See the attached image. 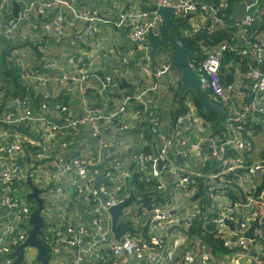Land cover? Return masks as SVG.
I'll list each match as a JSON object with an SVG mask.
<instances>
[{
  "label": "built area",
  "instance_id": "1",
  "mask_svg": "<svg viewBox=\"0 0 264 264\" xmlns=\"http://www.w3.org/2000/svg\"><path fill=\"white\" fill-rule=\"evenodd\" d=\"M22 0H0V8L4 16L0 18V26L4 36L13 42L23 39L16 34L35 33L38 30L43 36L60 42L67 37L69 20L67 13H71L74 20L83 23L84 28L75 32L73 39L84 42L95 37L100 32L102 22L112 24L116 32L125 33V38L130 46L121 58L123 63H128L131 56L139 53L138 63L144 74L147 87L138 92L134 97L126 96L120 108L106 115L100 108H88L87 94L82 84L88 77V65L91 60L78 54L73 61L74 68L64 66L58 57H50L42 51V62L45 71H60L62 76L58 79L64 88L76 84V90L81 94L80 103L84 106L82 119L77 120L74 107L70 105L59 106L58 113L63 120L60 125L51 114L50 100L55 96L51 88L53 80L44 74L31 71L32 57L29 48H18L15 58L22 66L21 76L24 80L37 83L44 98L40 101L38 112L31 107L29 99L20 96L3 98V84L0 81V125L8 129L0 133V209L15 214L13 219L24 225L31 218L30 208L14 193L15 188L26 183L33 170L47 162L54 168L53 179L55 182L66 180L73 172L76 176L73 185L82 195L84 201L93 202L91 211V225L69 223L66 228L58 232L57 238L49 242L52 248L50 264H58L53 258L62 250H69L71 261L69 264H85L86 258L106 264H213L219 256L229 260V264H264V187L259 188L253 177L256 172H264V159L257 161L252 166H246L244 152L248 150V143L242 137L240 128L246 124L251 115L259 114L264 117V106L261 99L264 97V71L258 67L264 58V39H260L253 29L256 16L254 9L248 6L245 14L236 19L235 33L230 42H222L210 49L200 59L191 60V65L197 70L200 83L204 91L209 92L211 99L225 105L227 114L223 122L227 135L223 138L204 130L206 126L203 119L197 115L193 105L187 111L175 117L173 129L169 133L162 130L158 122L152 126V134L161 142L160 150L155 155L145 154L140 151L135 155L137 167L148 176L162 178L166 169L175 177L172 203L163 209L156 206L150 214V228L153 234L147 238H133V233H127L120 240H116L111 229L112 216L110 208L121 200L116 198L120 191V184L115 187L112 195L103 198L94 186L98 175L113 180L110 169H101L99 157L89 153L69 156L68 143L63 141L66 130L88 126L90 134L98 141V150L102 153L108 147L103 136L104 122L113 120L122 131L128 129L122 114L127 110L131 100L143 101L147 92L156 91L162 86L164 76L171 74L172 60L170 55H162L163 61L153 66L150 58L149 34L159 36L164 25L160 8H169L174 12V18L187 21V26H182V36L188 37L201 29L213 32L219 25H224L219 17V12L228 6V0H219V3L204 0H145L146 9H123L118 16L104 19L99 12L86 8L82 4L86 0H31L27 7L18 11V17L13 15V4H21ZM153 7V8H152ZM37 40H40L38 38ZM232 49L239 54L254 58L248 71L251 80V102L245 105L242 111H236L230 102V94L236 86H226L222 82L221 61L226 50ZM170 58V59H169ZM69 69V70H68ZM116 70V66L112 65ZM110 82L111 76L106 77ZM172 84H166L169 91ZM82 92V93H81ZM87 93V92H86ZM133 98V99H132ZM135 118L141 116L139 111L133 112ZM26 122L31 126V134H26L16 127ZM187 128H192L196 135L191 137L185 134ZM204 132V134H202ZM37 147L38 152L33 156L31 168L24 166L22 158L28 156V148ZM233 149L236 156L228 155V150ZM171 152L185 157H196L200 162L216 160L220 171L204 175L207 181L204 193L199 194L197 186L190 190H183L192 182L191 175H200L191 163L185 171L179 167ZM112 156L107 153L106 159ZM163 162L159 168V162ZM110 167L121 170L120 162L113 158ZM149 166L151 169L146 170ZM245 169L234 179V184L226 182L222 174ZM244 175V176H242ZM230 187V189H225ZM101 189V188H100ZM160 190L167 191L165 182L159 185ZM235 190L236 199L228 200L230 190ZM105 193L104 188L101 189ZM228 193V194H227ZM185 195L189 203L182 205ZM198 195L195 200L194 196ZM202 226V234L206 233L207 224L213 229L214 239L221 241L227 250L221 254L208 251L206 243L197 235L192 234L195 224ZM260 223H262L261 228ZM176 226L175 229H170ZM2 229L1 231H3ZM0 231V264H13L16 257L8 255V248L4 245L5 237ZM28 234H20L19 238L13 237L11 245L20 246ZM221 259V261H222ZM26 260V256L25 259ZM133 260V261H132ZM31 260L28 258V262ZM37 264H41L38 263ZM221 264V262H220Z\"/></svg>",
  "mask_w": 264,
  "mask_h": 264
},
{
  "label": "crops",
  "instance_id": "2",
  "mask_svg": "<svg viewBox=\"0 0 264 264\" xmlns=\"http://www.w3.org/2000/svg\"><path fill=\"white\" fill-rule=\"evenodd\" d=\"M31 0H22L21 1V8H25L28 6ZM86 8H92L99 12L100 16L104 19H112L114 20L118 14L124 9H139L141 8V0H113L110 3L109 0H86L82 4ZM254 13L257 10H253ZM1 8H0V18H1ZM256 16V13H255ZM67 17L69 20L68 28H67V37L63 38L60 42H56L51 40V42L46 43L42 39L41 41L37 42V44H44L40 49L46 53L58 55L62 58L63 62L70 67V69L74 68L73 61L75 58V54L84 55L86 58L91 60L90 65H88V73L91 71H101L103 76H106L108 71L111 69L112 65L116 66V70L114 71V76H124L125 72L122 70V60L121 58L125 56L126 52L125 49L130 47L124 37V34L121 32H116L115 28L112 24L102 22L100 24V32L93 38H89L84 42H76L73 39V35L75 32L80 31L84 28L83 23H79L74 20L71 13H67ZM257 17V16H256ZM37 35L39 38L43 36L40 31ZM260 39H264V32L258 33L257 35ZM69 70V69H68ZM143 74V73H142ZM62 76L61 72L56 71V75L53 77V81L55 83L54 90H55V97L53 98V107L54 109L51 110V114L56 122L60 125L63 124V120L60 118L58 113L59 106L63 105H70L71 103H75L77 108L76 110L81 111V106L77 100L78 90L76 91H65L59 82L58 79ZM93 76L91 80L87 83L92 84L95 88H100V81L103 84L102 80L96 75H89ZM241 81L238 80V86H236L234 92L231 94L230 102L234 105L236 111H242L245 108L246 104V97H250L251 93V80L248 77V73L241 75ZM106 78V77H105ZM177 78V77H175ZM139 79H143L144 75H138L135 80H130L128 82L130 87L128 89L132 90V93L135 96L139 91H142L146 88L145 86H141ZM169 76H164L162 80V86H160L156 91H151L152 93L147 92L144 97L143 101H150L147 102L149 110L154 119H158V123L162 130L166 133H169L171 125L173 126L176 115V109L173 107V95L172 92L166 91V84H168ZM239 79V78H238ZM122 80V79H121ZM121 82V81H120ZM145 82V81H144ZM143 82V83H144ZM240 82V83H239ZM117 83L114 87L115 89L118 88ZM246 89L248 93L244 94L241 89ZM104 89V85L102 87V91ZM168 95V96H167ZM167 96V97H165ZM66 98L67 101L63 103V99ZM166 99V102L164 101ZM135 100V99H134ZM137 102H141L139 100H135ZM120 103V101H119ZM261 104L264 106V97L261 99ZM75 106V107H76ZM84 109V107L82 106ZM128 109V108H127ZM56 110V111H55ZM166 111L173 112V117H171L166 113ZM76 115H82L81 112L76 113ZM158 115V116H157ZM124 118V122L128 124V129L126 131H122L118 124L115 121H105L104 122V130L103 136L105 137L108 147L104 148L103 152L101 153L98 150V141L96 138L92 137L90 134V130L88 126H82L78 128H69L66 130V133L63 137V141L68 143V152L67 154L70 156H76L80 153L86 154L89 153L90 155L93 154L94 157L101 159L100 160V167L101 169H105L107 166H110V160L113 161V158L117 159L120 162L121 170L115 172V181H119L123 178L129 177L132 178L135 169L132 171L129 170V166L133 161H135V154L133 151L137 150L138 152L142 151V149L150 145L151 142H157L158 148L161 147V142L156 139V137L152 134V139L148 137L144 138L142 132L132 133L129 132L133 129H137V125L135 122L128 121L126 116H122ZM135 118V117H134ZM136 119V118H135ZM127 120V121H126ZM147 120L145 115H141L138 118V122H144ZM152 121V120H151ZM152 128V127H151ZM76 129V130H75ZM8 131V129L4 126H0V133ZM152 132V131H151ZM240 133L242 137L248 143V150L244 152L243 156L245 159L246 166H252L257 161L264 159V117L255 114L251 115L248 122L246 124H242L240 128ZM3 141V138H0ZM152 150H155V146L152 147ZM157 150V149H156ZM235 151V150H234ZM111 152L112 156L109 159H106L107 153ZM34 155L31 154V151L28 150V156L23 157L22 162L24 166L32 164L34 159ZM181 157V156H180ZM179 156L177 164L180 168L185 169L189 167V164H180ZM137 166V165H136ZM31 168V167H28ZM139 170V168L137 167ZM38 170V171H37ZM36 173H41V176H38L37 179H34ZM33 183H39V179L42 178L40 188L43 189V192L40 194L41 197L44 199V203L46 201L47 195L52 198V204L54 208L50 210L49 218L46 219V223H51V227L54 229L66 228L69 223H76V224H89L91 223V211L93 205L88 201L85 202L84 198L81 194L78 193L76 188L73 185L74 178H76L75 174L72 172L70 176L58 183L55 182L53 179L54 168H52L47 162L41 163L37 169L33 170ZM244 176V175H242ZM245 177V176H244ZM253 177L257 181L259 188L262 186L264 182V172H256L253 174ZM114 179L111 181L115 182ZM159 180H166V178L162 177ZM110 179H106L101 183L100 188H104L105 196H109L113 194L114 189H110L107 186V182ZM36 185V184H35ZM263 188V187H262ZM193 200H195L193 198ZM228 200H232L231 197ZM189 199L183 195L182 197V205H186L189 203ZM167 204L166 206H169ZM139 212V208H138ZM148 211H143V214H146ZM12 213H8V211L0 209V223L5 222L2 227H5L7 224L13 220ZM138 221V220H137ZM139 225H134V231H132L133 235L136 232H141V235L151 236L153 233H149V228L147 233L143 230V226L140 222ZM145 224V223H143ZM262 223H260V228ZM150 227V222H149ZM1 228V227H0ZM137 230V231H136ZM136 231V232H135ZM15 233L16 230L11 231ZM115 237V236H114ZM116 239V238H115ZM222 244V243H221ZM208 247V246H207ZM208 251H212L214 254H223L222 251H213L212 248H207ZM70 251L65 249L58 253L55 257L57 259L58 264H69L71 261ZM223 256V255H222ZM222 256L218 257L219 264H229V260L225 258H221ZM33 258V257H32ZM34 259V258H33ZM222 259V261H221ZM96 261V260H95ZM94 259L86 258V264H91L95 262ZM133 261V260H132ZM100 263V262H99ZM109 264V263H106ZM142 264H144L142 262Z\"/></svg>",
  "mask_w": 264,
  "mask_h": 264
},
{
  "label": "trees",
  "instance_id": "3",
  "mask_svg": "<svg viewBox=\"0 0 264 264\" xmlns=\"http://www.w3.org/2000/svg\"><path fill=\"white\" fill-rule=\"evenodd\" d=\"M208 2H214L216 4L219 3V0H204ZM244 0H228V6L221 10L219 12V17L223 20L224 25H219L213 32L209 33L207 29H201L191 36L185 37L182 36L180 28L182 26H187V21L183 19H177L176 21L181 22L182 25L179 28H176L173 30V33L183 39H191V47L196 51L198 56L196 57L195 60L200 59L202 56L205 55L206 50L205 49H210L213 46L222 43V42H230L232 37L234 36L235 33V26L234 23L236 21L235 18V12L237 10V6L239 3H241ZM141 9H146L147 4L145 0H141ZM153 8V7H152ZM256 13V21L254 24L253 29L256 30L255 34L262 33L264 32V0H256L255 4L251 7ZM2 31V29H1ZM123 33L122 31H120ZM124 37H125V33ZM45 41L46 43H50L51 40L47 36H40V41L41 40ZM31 45V46H30ZM44 44H33L28 41H16L13 42L12 40L8 39L7 37L0 36V80L2 81L3 84V98L8 99L13 96H20L22 98L29 99L31 102V107L38 112V108L40 106V101L44 98L43 94L37 90V83L36 82H30L26 81L22 78L21 73H22V66L21 64L17 61L16 58H13L12 52L16 51L18 48H30L32 49L31 51V56L28 59V62L31 63L32 68L30 69L31 71H36L40 72L45 75L47 78H53L56 75V72L51 73L45 71L43 67V62L42 60V50L40 49ZM127 47L126 49H128ZM170 48V47H169ZM125 49V50H126ZM166 50L168 48L161 49L160 52L158 53V57L161 55L166 54ZM173 53L170 55L172 56ZM140 54L136 53L134 56H131L128 63H123V71L125 72L124 76H114V71L111 67V69L108 71L105 77L111 76L112 80L109 82L112 87H115L117 83H120L123 79H125L127 82H130V80H135L138 75H144L142 74V69L140 67V64L138 63V58ZM166 56V55H165ZM253 60L252 58L245 57L241 54H239L238 51L228 49L224 53L223 59L221 61V74H222V82L224 85L229 86V85H237L238 86V80L241 79V75H244L245 73L247 74L250 66L252 65ZM258 67L264 71V58L260 64H258ZM59 72V71H58ZM169 76V83L172 84V87L170 89L173 95V107L176 109V115L181 114L185 111L188 110L189 107L195 106L197 109V115L201 117L205 123L204 130L207 131V133L214 134L216 136L220 137H225L227 135V130L224 126L219 127L217 124V113L212 112L208 113L200 103L199 99L196 97L195 93L192 90H189L187 93H185L181 98H178V93L181 85L180 81V76H181V71L172 62V70L171 74ZM177 77V78H175ZM93 78V76H89L86 78V81L82 84V87L85 89L87 92V98L89 101L90 108H101L106 115H109L112 112L117 111L123 100L125 99L126 96H131L134 97L132 90L127 88L124 89H112L107 95L102 94V87L104 84L101 83L100 81V88H95L92 84H89V82ZM239 78V79H238ZM107 79V78H106ZM122 79V80H121ZM145 81V79H144ZM143 79H139L140 85L147 87L146 82H144ZM144 82V83H143ZM242 83L243 81L240 80ZM239 82V83H240ZM71 86L65 87V91H76V84H70ZM244 94L248 93L246 89H241ZM55 91V90H54ZM140 92V91H139ZM206 94L209 96V92L205 91ZM152 93V92H149ZM232 94V93H231ZM230 94V96H231ZM168 96V95H167ZM165 96V97H167ZM55 97V96H54ZM53 97V98H54ZM53 98L49 102V106L51 108L53 107ZM133 99V98H132ZM120 101V103H119ZM166 102V99L164 100ZM246 104L248 105L251 102V93L250 97H246L245 99ZM147 102L150 101H141L137 102L135 100H131L130 104L128 105V109L125 110V112L122 114V116H126L128 118V121L135 122L137 125V129H133L129 132L132 133H138L142 132L144 138L148 137L149 139H152V126L154 125V122H158V119H152L153 116L151 114V111L149 110V107L147 105ZM139 111L141 115H145L147 120L144 122H138V118H134L133 112ZM171 117H173V112L171 111H166V113ZM158 116V115H157ZM152 120V121H151ZM127 121V120H126ZM1 124V123H0ZM160 124V123H159ZM1 126V125H0ZM31 126L32 125H27L26 122L23 124L14 126L18 130L26 133V134H31ZM171 128L173 129V126L171 125ZM171 128L169 131H171ZM185 134L189 135L191 137H194L196 135L195 131L192 128H187L185 130ZM195 134V135H194ZM204 134V132H202ZM155 146V150H152V147ZM31 151V154L35 155L38 152L37 147H29L28 148ZM157 149V150H156ZM158 148V143L157 142H151L150 145L145 146L142 149V152L145 154L149 155H155L159 152ZM139 152L137 150L133 151V154H138ZM172 158H175L176 161H178V156L174 152H171L170 154ZM228 155L229 156H236V152L233 149L228 150ZM180 164H193L195 166V171L197 173H200V175H191V180L192 182L189 183L186 187H183V190H190L194 186H197L198 193L203 194L204 193V186L207 181V178L204 175H207L211 172H217L220 171L219 166L217 165L216 160H208L206 163L200 162L196 157H185L182 158L179 162ZM137 163L136 160L131 163L129 166V170L132 171L135 169L134 174L132 178L130 179L129 177L124 178L125 179V184H121L120 181H114L112 182L111 180L107 182V186L110 189H115L117 185L120 184L121 189L117 193L116 198L118 200H124L131 194H134L138 198H148V197H153V201L147 204H141L139 206V212L137 213V219H140V224L144 225L143 230L147 233L148 227H149V222H150V212L156 207H165L167 204L172 203V197H173V190L176 186L175 183V177L174 175L169 172V169H166L165 173L163 174L164 178L166 180H163L161 182L159 179L160 178H154L151 177L150 175H146L145 172L138 170L137 169ZM105 169H110L113 172V177H115V172H117L116 169L111 168L110 166H107ZM151 166H149L146 170H150ZM246 172L245 169H237L235 171H231L229 173L222 174L223 179L228 182L230 181L232 184H234V179H237V177L240 174H244ZM118 173V172H117ZM172 176V177H171ZM166 184V187L168 188L167 191H163L158 189L159 185L164 183ZM28 184L23 183L20 185H26ZM2 184H0L1 186ZM264 187V182L260 189ZM225 189H230V187L225 188ZM32 190L28 193L27 200H28V205L30 204L32 198H30ZM228 194V193H227ZM229 195L232 199H236V192L235 190H230ZM86 202V201H85ZM93 205V202H89ZM132 204V203H131ZM27 205V204H26ZM27 205V206H28ZM130 205V204H128ZM127 205V206H128ZM30 208V211L33 213L38 206H28ZM147 210L148 212L146 214H143V211ZM45 219V218H44ZM145 223V224H143ZM76 224V223H75ZM51 223H46V227L43 231L42 234L38 236L39 240L46 246L48 247V253L52 255V248L49 246V242L56 240L58 232L64 230L65 228H60V229H55L57 232L55 235L51 238L52 234L49 232H46V229L48 226H51ZM90 228H92L91 223L88 224ZM24 225H20V227H23ZM129 227H134L133 221L128 220L126 218H121L118 221V229L120 231H123ZM207 230L205 234H202V226L200 224H195L193 229H192V234H197L202 240L203 243H206L209 248H212L213 251H222V252H227V250L223 247L221 244V241L218 239H214L211 233H207L209 230L213 229V227L210 224H207ZM31 228V227H30ZM135 228V227H134ZM31 229L28 230L30 233ZM137 231V230H136ZM135 231V232H136ZM27 233V234H29ZM13 237H9L8 240L5 241L4 245L8 248V255L13 257L16 251L18 250V246L11 245V239ZM15 257V256H14ZM95 261V260H94ZM21 264H28L26 260H24ZM91 264H103L99 263L97 261L91 263Z\"/></svg>",
  "mask_w": 264,
  "mask_h": 264
},
{
  "label": "water",
  "instance_id": "4",
  "mask_svg": "<svg viewBox=\"0 0 264 264\" xmlns=\"http://www.w3.org/2000/svg\"><path fill=\"white\" fill-rule=\"evenodd\" d=\"M255 2L256 0H244L239 3L235 12V18L240 19L245 14L248 6L255 4ZM19 9L20 4L15 2L13 4V15L15 18L18 17ZM159 11L163 15L164 25L160 30L159 36H154L151 33L148 36L151 46L150 58L153 66L158 65L157 56L160 50L173 46L174 53L171 56V60L175 65H177V67L181 71V85L178 93V98H181L189 90H192L195 93L196 97L199 99L203 108L208 113H217V124L219 127H222L227 114L226 107L224 104L211 99L210 96H208L203 90L198 72L191 65V60L195 59L198 56L196 51L191 47V39H183L173 33V30L179 28L182 23L175 20L174 12L171 9L160 8ZM252 60H254V58H252ZM91 74L98 76L102 80L104 84V89L102 91L103 95H107L112 89H114V87L110 85L109 81L105 78V76H103L101 71L97 70L88 73V75ZM130 85L131 84H129L125 79H123L118 85V88L124 89L130 87ZM179 159H181L180 156ZM162 166L163 162L160 161L159 168H162ZM104 180L105 178L102 175H98L94 180V186L103 198H107V196H105L100 189L101 183ZM27 183L32 188L30 198L36 200L38 208L31 215V231L27 239L19 246L18 250L14 254L16 258L13 264H21L24 261L27 248L36 249V262L41 264H50L51 256L48 253V247H46L38 238V236L43 233V228L46 226V221L42 215V211L44 210V199L40 195L43 192V189L33 183V176L28 177ZM197 196L198 195H195L194 199H196ZM152 201V196L148 198H138L134 194H131L126 199L121 200L118 204L110 208V213L112 216L111 229L116 240H120L127 233L134 231L133 227H129L123 231H120L118 229V221L121 218L123 209L130 203L141 205L150 203ZM14 216L15 214H13L12 217L14 218ZM4 223L5 222L0 223V226ZM175 228L176 226H173L170 231Z\"/></svg>",
  "mask_w": 264,
  "mask_h": 264
},
{
  "label": "rangeland",
  "instance_id": "5",
  "mask_svg": "<svg viewBox=\"0 0 264 264\" xmlns=\"http://www.w3.org/2000/svg\"><path fill=\"white\" fill-rule=\"evenodd\" d=\"M110 1V3H112L113 2V0H109ZM253 11V10H252ZM4 16V13L2 12V14H1V17H3ZM0 28H1V26H0ZM183 29V27H181L180 28V30H182ZM4 35V33L1 31V29H0V36H3ZM17 36H21L22 38H25V39H23V41H28V42H30V43H33V44H35V43H37V42H39L40 40H37L39 37L35 34V33H26V34H24V35H20V34H16ZM51 40V39H50ZM31 46V45H30ZM29 46V47H30ZM27 48V47H26ZM167 52H166V54L165 55H171L172 53H174V47L173 46H170V48H168V50H166ZM45 54H47V55H49L50 57H58V58H60V61L62 62V64L65 66H68L67 64H65L64 62H63V60H62V58L60 57V56H58V55H54V54H49V53H46V52H44ZM12 55H13V58H15V52H12ZM76 54H75V58H76ZM74 58V59H75ZM159 61L160 62H162L163 61V58H162V55L160 54V56H159ZM49 72H51V73H54V72H56V70H51V71H49ZM51 80H53V78H49V81H51ZM1 81V80H0ZM2 82V81H1ZM54 86H55V83H54V81H53V83H52V85H50V87L51 88H54ZM65 88V87H64ZM166 90V89H165ZM172 89H170V91H171ZM78 92V95H77V100H78V102H79V104H80V106H81V111H79V110H76V108H77V106H76V104L75 103H71L70 104V106H72V107H74V112L75 113H78V112H81L82 114H84V111H83V108H82V104L80 103V99H81V94L79 93V91H77ZM82 93V92H81ZM87 93L85 92V95H86ZM63 99V98H62ZM87 100H88V98H87ZM63 103H65L66 101H67V99L66 98H64L63 99ZM81 101H82V99H81ZM76 106V107H75ZM84 107V106H83ZM87 107L88 108H90V105H89V101H88V104H87ZM101 109V108H100ZM56 111V110H55ZM83 116L84 115H77V117H76V119L77 120H80V119H82L83 118ZM82 127V126H81ZM89 128V127H88ZM73 130H74V128H72ZM76 130V129H75ZM89 130H90V128H89ZM91 132V131H90ZM26 166V165H25ZM189 166H190V164H189ZM26 167H31V163H29V165H27ZM189 168V167H188ZM188 168H185V171L188 169ZM38 171V170H37ZM33 175V174H32ZM38 176H41V173H36V176H35V178L34 179H37V177ZM172 177V176H171ZM41 181H42V178H40L39 179V183H37V182H35V184H36V186H40L41 185ZM161 182H163V180H160ZM120 183L123 185V184H125L126 182H125V179L123 178V179H121V181H120ZM0 184H2V179H1V177H0ZM114 189V188H113ZM32 190V188H31V186L29 185V184H26V185H19V186H17L16 188H15V191H14V193H15V195L17 196V197H19L20 199H21V201L23 202V203H25V204H27L28 205V200H27V195H28V193L30 192ZM28 202V203H27ZM87 202V201H86ZM37 206V202H36V200L35 199H32L31 200V202H30V204L28 205V206ZM31 208V207H30ZM54 208V205L52 204V198L50 197V196H48L47 195V197H46V201H45V203H44V210L42 211V215H43V217L45 218V221H46V219H48L49 218V215H50V210L51 209H53ZM138 208H139V206L137 205V204H135V203H130V205H128V206H126L124 209H123V212H122V218H126V219H128V220H131V221H133V224H135L136 226H138L139 224V222H140V219H137V213H138ZM163 209L165 208V207H162ZM31 215H32V212H31ZM31 219V218H30ZM138 220V221H137ZM20 222H18V220H16V219H13V220H11L10 221V223L9 224H7L5 227H2V225L0 226L1 228H0V231L2 230V229H4L3 231H1V234L5 237V239H7V238H9V237H15V238H19V235L20 234H27V233H29L28 232V230L29 229H31L30 227H32L31 225H30V220L28 221V222H26L25 224H24V226L23 227H20ZM46 227V226H45ZM45 227L43 228V231H44V229H45ZM149 228V233H153L154 231H152V229L150 228V227H148ZM14 230H16V232L15 233H12L11 231H14ZM46 232H49L50 234H52V236H51V238L55 235V233L57 232L54 228H52L51 226H48L47 227V229H46ZM130 233H132V232H130ZM29 235V234H28ZM133 238H136V239H142V238H146L145 236H143V235H141V232H136L135 234H134V236H133ZM23 242H21V244H22ZM36 255H37V251H36V249H34V248H27L26 249V261L28 262V258L31 260L30 262H28V264H37V262H36ZM34 259H33V258ZM53 261H55V258H53ZM86 264V263H85ZM213 264H219V261H218V259L216 258L215 259V261H214V263Z\"/></svg>",
  "mask_w": 264,
  "mask_h": 264
}]
</instances>
